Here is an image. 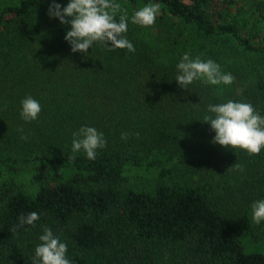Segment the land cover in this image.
<instances>
[{
	"label": "trees",
	"instance_id": "1",
	"mask_svg": "<svg viewBox=\"0 0 264 264\" xmlns=\"http://www.w3.org/2000/svg\"><path fill=\"white\" fill-rule=\"evenodd\" d=\"M53 2L70 0H0V264H32L45 227L71 264H264L241 241L264 238L251 208L264 199V148L214 144L203 121L208 105L229 100L264 116V0H112L136 50L94 43L87 54L71 51L70 25L48 15ZM149 3L159 5L155 23H132ZM185 53L234 83L181 88ZM28 96L42 107L31 122L20 117ZM82 126L106 147L69 160ZM235 163L244 170L227 171ZM145 167L158 169L156 181L136 186L130 172ZM26 168L37 186L14 177ZM30 212L35 226L11 231Z\"/></svg>",
	"mask_w": 264,
	"mask_h": 264
},
{
	"label": "clouds",
	"instance_id": "2",
	"mask_svg": "<svg viewBox=\"0 0 264 264\" xmlns=\"http://www.w3.org/2000/svg\"><path fill=\"white\" fill-rule=\"evenodd\" d=\"M119 8L120 5L112 0H70L66 7L53 2L48 15L50 18H58L61 24L70 25L65 40L70 44L73 53L87 54L94 43H99L108 51L127 49L134 53V45L123 35L128 30L127 17L120 15L119 20H116ZM158 14L159 5L149 3L135 11L131 21L140 26H152ZM176 67L178 75L175 80L181 88L188 89L189 85L201 78L212 85H232L235 80L231 73L222 72L220 65L213 60H202L199 56L191 59L188 53L183 55ZM41 111V104L33 97L28 96L21 101L20 117L25 122L36 120ZM207 111L212 115H205L203 121L210 124L215 131L212 143L226 148L242 149L250 155H258L264 148V116L250 103L229 100L222 104H210ZM73 137L69 160L75 159L81 150L88 159L94 160L97 149H103L107 144L103 133L94 127L82 126L78 132L73 133ZM121 138L126 140L127 134L122 133ZM228 170L244 169L235 163ZM251 208L252 221L256 224L264 221V199L253 202ZM39 219L37 212L21 215L18 217V224L11 231L16 232L24 225L35 226ZM39 239L41 243L35 248L32 264H71L66 257L67 244L61 242L59 236L54 235L50 228L45 227L44 234Z\"/></svg>",
	"mask_w": 264,
	"mask_h": 264
},
{
	"label": "rangeland",
	"instance_id": "3",
	"mask_svg": "<svg viewBox=\"0 0 264 264\" xmlns=\"http://www.w3.org/2000/svg\"><path fill=\"white\" fill-rule=\"evenodd\" d=\"M25 170L22 173H15L14 177L28 186H37L38 183L33 180V169L26 168ZM157 175L158 169L155 167L133 168L130 172L132 183L141 187H149L156 181ZM241 241L246 251L264 253V238L254 240L249 234H243Z\"/></svg>",
	"mask_w": 264,
	"mask_h": 264
}]
</instances>
